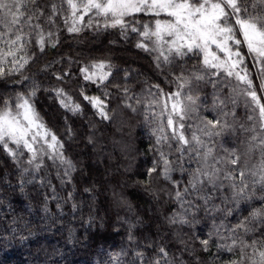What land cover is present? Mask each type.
<instances>
[{"label": "trees", "instance_id": "obj_1", "mask_svg": "<svg viewBox=\"0 0 264 264\" xmlns=\"http://www.w3.org/2000/svg\"><path fill=\"white\" fill-rule=\"evenodd\" d=\"M94 1L0 0V109L27 96L59 143L0 138V264H264V57L223 4L242 78L156 62V15L108 27ZM234 1L264 33V0Z\"/></svg>", "mask_w": 264, "mask_h": 264}, {"label": "rangeland", "instance_id": "obj_2", "mask_svg": "<svg viewBox=\"0 0 264 264\" xmlns=\"http://www.w3.org/2000/svg\"><path fill=\"white\" fill-rule=\"evenodd\" d=\"M223 4L231 8L248 52L258 58L264 57L263 31L255 23L238 20L234 0L94 1L97 13L104 18L102 23L108 27L124 25L125 17L133 14L156 15L152 25L145 26L141 41L156 62L171 55L184 54L191 49H200L209 67L223 69L242 78L237 52L231 48L233 37L226 24L221 23L226 17ZM83 14L78 9L73 22H80ZM105 67L104 63H95L87 68V73L90 77H95L104 74ZM168 106L172 125L173 115H181L180 100L171 99ZM0 138L24 146L34 155L40 153L45 156L59 147L58 141L44 129L27 96H18L13 104L0 109Z\"/></svg>", "mask_w": 264, "mask_h": 264}]
</instances>
